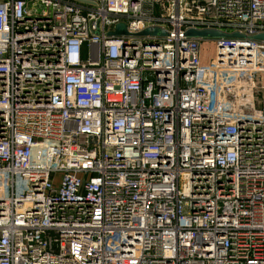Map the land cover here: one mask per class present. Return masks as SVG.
Returning <instances> with one entry per match:
<instances>
[{
	"label": "built area",
	"instance_id": "built-area-1",
	"mask_svg": "<svg viewBox=\"0 0 264 264\" xmlns=\"http://www.w3.org/2000/svg\"><path fill=\"white\" fill-rule=\"evenodd\" d=\"M260 34L264 0H0V264H264Z\"/></svg>",
	"mask_w": 264,
	"mask_h": 264
},
{
	"label": "water",
	"instance_id": "water-1",
	"mask_svg": "<svg viewBox=\"0 0 264 264\" xmlns=\"http://www.w3.org/2000/svg\"><path fill=\"white\" fill-rule=\"evenodd\" d=\"M113 33L114 34H125V33H128V30L124 24L120 23V24H117L116 29L113 31ZM146 33H160L163 35L166 34L164 30H161L158 27H151L142 32V34H146ZM187 34L191 36H203V37H221L224 35V33L216 31V30H196V29L188 30ZM256 38L264 39V34L257 35Z\"/></svg>",
	"mask_w": 264,
	"mask_h": 264
},
{
	"label": "rangeland",
	"instance_id": "rangeland-1",
	"mask_svg": "<svg viewBox=\"0 0 264 264\" xmlns=\"http://www.w3.org/2000/svg\"><path fill=\"white\" fill-rule=\"evenodd\" d=\"M201 62L203 64L210 63L211 59L216 56V45L211 39H205L201 42Z\"/></svg>",
	"mask_w": 264,
	"mask_h": 264
}]
</instances>
